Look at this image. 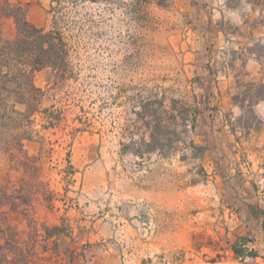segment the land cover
<instances>
[{
	"label": "rangeland",
	"instance_id": "374dc122",
	"mask_svg": "<svg viewBox=\"0 0 264 264\" xmlns=\"http://www.w3.org/2000/svg\"><path fill=\"white\" fill-rule=\"evenodd\" d=\"M10 1L24 4L27 18L44 28L64 19L75 73L56 84L48 68L35 74L47 90L42 108L57 118L44 128V115L36 114V139L26 143L35 154L42 146L38 179L9 168L0 151L7 191L25 184L21 194L32 198V205L3 209V225L26 251L20 264H264V146L239 139L261 127L251 101L264 88L239 83L236 142L206 126L211 113L200 111L210 107L219 64L186 61L170 30L196 14L162 9L170 0ZM223 2L219 23L235 40L244 41L248 27L264 34V0ZM51 4L62 12L49 13ZM0 26L5 37L14 35L12 18L2 17ZM248 48L264 63V35ZM53 226L59 234L47 235ZM240 237L256 256L235 255Z\"/></svg>",
	"mask_w": 264,
	"mask_h": 264
},
{
	"label": "trees",
	"instance_id": "16d2710c",
	"mask_svg": "<svg viewBox=\"0 0 264 264\" xmlns=\"http://www.w3.org/2000/svg\"><path fill=\"white\" fill-rule=\"evenodd\" d=\"M54 1L60 5L68 1L74 3L77 0ZM138 1L149 2V0ZM156 3L162 5L160 1ZM51 11H54V14L58 11L62 12V7L56 10L51 4L48 12ZM1 17L13 19L15 33L7 38L0 26V151L7 155L10 168L22 171L23 174L37 180L41 172L39 154L42 146L38 153H30L26 142L36 139L32 128L36 114L44 115L47 121L44 128L54 126L57 118L48 114L47 107L42 108L47 90L36 84L35 74L48 68L54 76L55 84L74 78V65L71 60L73 47L65 36V21L62 17L59 20L53 18L50 28H44L27 18L24 4L10 0H5L0 5ZM259 88H264V83H260ZM255 98L251 101L253 105L264 98V94L258 93ZM233 100L239 101L236 97H233ZM240 106L242 107L241 102ZM185 111L186 116L182 119L186 121L191 112L188 108ZM197 112L195 108L192 112V120ZM193 124L192 122V127ZM158 127H160L159 123L155 125V128ZM36 141L40 142V140ZM24 185L20 184L9 193L7 186L0 183V264H20L27 256L24 247L20 244L18 233L3 225L5 217L1 210L5 204H9L11 209L15 210L22 204L32 205V198L21 194ZM59 229L58 226L45 228L49 236L58 235ZM246 243V238L240 237L233 243L231 249L238 256H256V252L246 248Z\"/></svg>",
	"mask_w": 264,
	"mask_h": 264
},
{
	"label": "crops",
	"instance_id": "0c3cea01",
	"mask_svg": "<svg viewBox=\"0 0 264 264\" xmlns=\"http://www.w3.org/2000/svg\"><path fill=\"white\" fill-rule=\"evenodd\" d=\"M28 1L34 2L37 0ZM170 1L171 3L162 9L172 13L181 12L187 14L191 19L192 13L196 14L193 18L194 21H191L188 25L181 27L178 24H174V27L170 29L171 37L174 38V44L177 49L186 50V61L194 63V61L199 60H211L213 62L216 59V63L219 64L218 68L212 69V75H214L215 80L214 86L211 88V97L208 101L210 107L207 110L200 111V114L211 113L208 114L211 120L209 119L206 122V126L209 127L211 124L213 127H220L224 142L231 145L237 141L236 135L231 130L232 122L239 117L243 110L239 103L233 100V96L240 89L241 85L239 83L244 86L264 83V63L259 56L248 48L253 40H259L260 35L264 34L258 31V27H248L249 30L245 35V40L242 42L235 40L236 37L227 33L219 23V20L227 11V6L224 5L223 0H214V4L207 6H198L193 4L192 0ZM30 6L34 7V4ZM198 9L200 11L199 14L197 13ZM195 21H197V24ZM241 23L238 22L237 24L241 25ZM193 24L196 25L194 28ZM244 24L247 25V21L243 23V26ZM239 29L242 30L244 28L240 26ZM211 48L214 50L212 53L218 52V55L209 59L208 55ZM194 69L195 66L192 71ZM253 109L255 114L261 119V127L259 130L249 127V132L239 139L245 140L246 144L251 142L253 144L250 145L264 146V98L259 99L253 105ZM237 134L238 136L240 135L239 132ZM10 170L8 169L4 173H8ZM2 179L0 177V183L5 184ZM6 205L2 206V211ZM260 241L264 245L263 238ZM189 251L191 253L195 252L194 248ZM187 261L189 262V260ZM187 261L185 260L183 264ZM213 261H207L206 263L215 264ZM190 262L194 263L193 260ZM172 264H181V262L174 261Z\"/></svg>",
	"mask_w": 264,
	"mask_h": 264
}]
</instances>
